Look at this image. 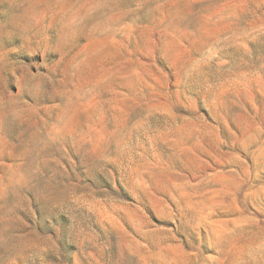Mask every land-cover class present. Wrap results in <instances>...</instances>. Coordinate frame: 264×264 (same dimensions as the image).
Wrapping results in <instances>:
<instances>
[{
	"label": "rangeland",
	"instance_id": "374dc122",
	"mask_svg": "<svg viewBox=\"0 0 264 264\" xmlns=\"http://www.w3.org/2000/svg\"><path fill=\"white\" fill-rule=\"evenodd\" d=\"M0 264H264V0H0Z\"/></svg>",
	"mask_w": 264,
	"mask_h": 264
}]
</instances>
